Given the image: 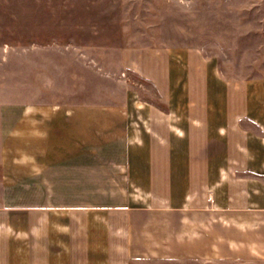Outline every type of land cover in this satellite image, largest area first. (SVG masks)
<instances>
[{"label": "crops", "instance_id": "1", "mask_svg": "<svg viewBox=\"0 0 264 264\" xmlns=\"http://www.w3.org/2000/svg\"><path fill=\"white\" fill-rule=\"evenodd\" d=\"M123 59L157 99L0 101V264H263L264 76Z\"/></svg>", "mask_w": 264, "mask_h": 264}, {"label": "rangeland", "instance_id": "2", "mask_svg": "<svg viewBox=\"0 0 264 264\" xmlns=\"http://www.w3.org/2000/svg\"><path fill=\"white\" fill-rule=\"evenodd\" d=\"M170 47L264 76V0H0V101L157 99L124 53Z\"/></svg>", "mask_w": 264, "mask_h": 264}]
</instances>
